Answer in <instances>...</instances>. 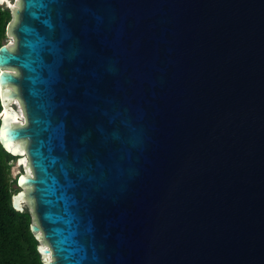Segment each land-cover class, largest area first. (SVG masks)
Segmentation results:
<instances>
[{"label": "water", "instance_id": "95a60500", "mask_svg": "<svg viewBox=\"0 0 264 264\" xmlns=\"http://www.w3.org/2000/svg\"><path fill=\"white\" fill-rule=\"evenodd\" d=\"M16 1L0 142L44 263L264 264V0Z\"/></svg>", "mask_w": 264, "mask_h": 264}, {"label": "trees", "instance_id": "16d2710c", "mask_svg": "<svg viewBox=\"0 0 264 264\" xmlns=\"http://www.w3.org/2000/svg\"><path fill=\"white\" fill-rule=\"evenodd\" d=\"M12 19L11 9L0 4V47L8 38L7 27ZM16 160L18 157L6 151L0 142V264H45L37 247L40 241L31 230L30 209L20 211L13 205V197L19 191L17 177L12 174Z\"/></svg>", "mask_w": 264, "mask_h": 264}, {"label": "rangeland", "instance_id": "374dc122", "mask_svg": "<svg viewBox=\"0 0 264 264\" xmlns=\"http://www.w3.org/2000/svg\"><path fill=\"white\" fill-rule=\"evenodd\" d=\"M9 2H10V4H16L17 3V1L16 0H8ZM7 3V2H6ZM12 11V10H11ZM6 40H8L9 42H14L15 41V39L14 38H12V37H10L9 35H8V38L6 39ZM5 40V41H6ZM16 108H17V110H19V108H22V106L20 105V104H17L16 105ZM24 168H26V164L25 163H23V165H20V161H14L13 162V166H12V174H13V176L14 177H17L18 176V174L24 169ZM30 209V208H29Z\"/></svg>", "mask_w": 264, "mask_h": 264}, {"label": "bare ground", "instance_id": "6f19581e", "mask_svg": "<svg viewBox=\"0 0 264 264\" xmlns=\"http://www.w3.org/2000/svg\"><path fill=\"white\" fill-rule=\"evenodd\" d=\"M11 43H13V41L11 42ZM13 104H16L17 105V102H13ZM11 106L12 104H8V106ZM17 113H18V116L20 117V118H23V113H22V109L21 108H19V110H17ZM3 115H4V117H5V109H4V113H3ZM16 153V152H15ZM23 163H25V161H24V159H21L20 160V165H23Z\"/></svg>", "mask_w": 264, "mask_h": 264}]
</instances>
